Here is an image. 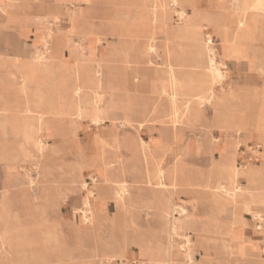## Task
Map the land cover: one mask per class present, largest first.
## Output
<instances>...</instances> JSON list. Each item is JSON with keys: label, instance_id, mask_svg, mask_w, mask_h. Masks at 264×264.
Returning a JSON list of instances; mask_svg holds the SVG:
<instances>
[{"label": "bare ground", "instance_id": "1", "mask_svg": "<svg viewBox=\"0 0 264 264\" xmlns=\"http://www.w3.org/2000/svg\"><path fill=\"white\" fill-rule=\"evenodd\" d=\"M56 1L63 4L71 3V0ZM87 2H89V0H87ZM18 3H20V0H0L1 11H4V5L14 7ZM88 7L89 5L87 3L86 7L82 9L74 10L73 12L69 11L71 22H73L76 17H80L83 14H91L92 12L89 11L91 8ZM128 7L130 8L131 6ZM131 8L133 9V7ZM152 8L154 13L161 12L164 14L166 8H174L180 16L193 15V10L190 11L182 0H152ZM132 12L133 16L130 22L121 21L120 25L117 27L110 28V37H114L116 40L113 51L115 54L112 55L115 59L103 55H97L96 58L92 57V55L85 56L83 51L79 52V56H74V85L73 88H65L66 93L64 99L68 98V103L60 102L58 93L54 91L51 86L52 83L49 81V74L51 71H48V63L56 61V59L61 56L60 53L63 47L67 45V41L62 39L56 40L55 36L49 35L50 33H48L47 35L51 37L50 41L53 43L51 56L39 53L33 59H30V63L28 64H32L30 65L31 68L26 66V64L23 63V61L26 60L19 59V56L11 58L10 62L12 64H17L23 69L19 76L23 95L26 96L31 94L34 99L32 106H30L29 102L23 97L22 99H15L1 88L2 84L0 82V91L3 95L2 101L0 102L1 132H5V137L7 135L11 137L8 136L12 144H17L18 142L22 144L25 142L27 143L23 145L24 147L19 148L17 158L19 161L27 159L32 160L35 158L38 150L44 148L48 149L49 146L46 142L49 138H53L55 141L60 140L62 144L68 142L69 136L59 133L57 129H54L51 135L43 133L44 127L49 124L48 118L50 116L67 112L75 115L77 118L86 116L96 124L105 122L106 118L117 121L122 126L131 123L127 114H124L122 117L109 116L107 113L108 106L102 107L101 103L104 102L107 95L110 94L111 96L113 91L127 88L123 83H129L130 75H133L135 78L137 77L138 58L129 53L125 42L127 38H135L137 32L141 31L143 28L136 22L134 10H132ZM60 15L61 11L57 10L50 16L56 21L59 19ZM139 18L140 17H138L137 20ZM254 20V16L247 19V27L249 29H254ZM158 21L155 20V32H157V34L165 27V24L158 23ZM71 27L73 29L74 25L72 24ZM167 30L170 31L169 29ZM227 36L233 38L235 34L234 32H229ZM98 38L101 39V36L99 35ZM173 39L172 37L163 40V49L167 53V58L161 72L166 74L168 79L164 81L160 75L159 77L157 76L158 89L155 92L159 97L165 96L169 98L170 104L163 105L161 109L162 118H164V120L165 117L170 118V121H174L175 118L181 116H187L192 107H199L205 102H210L214 97L212 85L208 82L203 86L198 85V87H189L188 84L176 79L174 76L175 66L177 65L176 56L179 52H185L184 48L188 45L184 46L178 44L176 49H172L175 48V46H171L174 44L172 42ZM47 40L46 36L44 42H47ZM136 41L137 40H135L133 44H135ZM159 45L156 38L151 35H149L148 38L146 37V41L142 43L141 48L146 57L147 65L150 66L152 64L151 56L156 52L157 48H161V45ZM193 45H196L197 54L203 57L201 61H199L198 58H192L193 65L198 66L202 64L210 82L213 83L221 80L223 71L220 63L216 59V54L212 51V35L206 33L203 45L200 43H193ZM236 46L238 45L236 44ZM116 55H119L118 58H116ZM114 60L120 62L121 71H115L110 67V63ZM162 64L163 63L160 65ZM40 68L42 69L39 70ZM142 115L143 114H141V116ZM138 124L139 127L142 126V122ZM13 126L17 127V130H14ZM106 131L111 132L109 137L100 135L98 141L91 137L90 145L93 146L91 151L99 150V160L105 161L109 159L105 168V170H107L106 180L112 183L118 208H123L126 203V198H130V195H128L130 194V187L129 182L124 178V171L120 166L122 158L118 154V151L122 148L130 151L135 147V150L141 157L144 171L141 178L137 180L134 179L131 182L140 193V196H138L134 202L147 209H157L162 215V219L165 221L163 227L165 232H163L160 238L159 248L155 250L150 247L149 242L145 241L143 237H140L135 230L128 231V227H133L135 224L134 221L122 219L118 213L111 215L95 210L93 205L95 200H90L88 197L82 200L80 211L84 224L89 223V225L84 227L73 222V231L66 234L63 227L66 226L63 222L65 214L59 211V206L63 198L70 193L71 186L78 180L76 177H73L63 182L59 178L53 177L50 171L52 168L50 169L47 163H42L44 159L48 160V158H50V153L47 152L41 160L36 163L41 169L39 173L41 177V187L38 196L24 198L21 201L23 204L18 207L16 203L18 200L9 193V188H4L0 192V263L6 262V264H16L14 260L8 262L5 258L7 254L11 253L9 244L13 237L4 234V230L5 227H10L13 230L22 231L24 238H27L29 235L32 240H35L36 246L27 241L23 242L17 240V246L22 247L21 249L24 252V257L26 256L25 258L23 257L24 261L21 264H102L104 259L113 261L117 258L121 260L122 264H127L129 260L126 254L129 251V247L132 245L138 247V251L134 252V254L140 253L142 254V258L137 260L132 259L131 263L180 264V260H175V256L178 255L180 259L186 258V260H184L186 264H205L202 260L201 262H194L195 260L193 261L192 259L193 249H195L196 243L193 242L189 233L194 232L198 235L199 231L195 225L192 212L190 214L186 212L189 208L188 206L193 207L198 200L208 201L210 208L208 212L210 213L228 211L231 213L232 219L230 218L231 221L225 231H221L220 233L218 230V239L222 242L223 250L229 249L233 254L244 255L246 258L252 256L258 257L260 253H264V247L259 245L260 241L255 237L256 230L264 226V163H247L246 165L238 166L236 164L238 153H224L223 145L219 142H213L208 148L207 153H209L210 156L216 154V157H210L209 165L206 168L214 169V167H216V170L219 172L218 176H212V174H210L209 177H206L204 169L198 168V171L194 173L192 168L186 169V167L182 165L181 170H184L186 181L174 179L167 182V179L169 180L170 178H166L167 167L164 164L163 155L157 151L152 143L143 139L136 140L134 137L122 139L112 126L106 127ZM38 133H40L41 138L37 135ZM260 139L263 140V137H260ZM159 141L162 143H155L156 146H164L167 142L161 136L159 137ZM9 143L6 138L0 139V161L5 162L9 159ZM18 145L20 146V144ZM107 146L113 147L116 151L111 158L105 154L104 150ZM100 150L102 152H100ZM261 154H264V148L258 152V155ZM115 162H120L119 166L115 167ZM82 164L79 165L80 172L82 170ZM136 170L138 173V168H136ZM91 174L95 178L94 173L92 172ZM241 181L245 183L243 184ZM79 182L83 184V186H86L82 180ZM144 189L149 190V193H143ZM178 191L183 192L187 197L182 199L180 204L177 203L178 205H174L172 199L176 197ZM90 195L92 197L94 196L91 194V191ZM38 198L40 199L39 204L35 202V199ZM129 201L132 200L129 199ZM243 212L249 213L252 220L260 224H257V226L253 224L247 225L242 217ZM176 213H178V216L175 215ZM215 217L214 215L210 217L214 223H216ZM44 224L50 225V228H46L45 230ZM238 226L243 227V233H235L233 231V228ZM102 227L107 228L109 231L107 239L101 237L100 233ZM205 228L207 227H203V232L207 231ZM70 234L72 237H70ZM23 236L21 237L22 239ZM174 236L184 238V244L181 245V249H175L173 246L172 242ZM71 239L75 248L70 247ZM86 241L91 244L86 243ZM166 242L167 244H165ZM56 245L61 249L57 255L55 254L52 257L44 256L46 251H54L53 246ZM205 258L206 256L203 257V260ZM232 260L234 261L235 259Z\"/></svg>", "mask_w": 264, "mask_h": 264}, {"label": "rangeland", "instance_id": "2", "mask_svg": "<svg viewBox=\"0 0 264 264\" xmlns=\"http://www.w3.org/2000/svg\"><path fill=\"white\" fill-rule=\"evenodd\" d=\"M133 1H135V7H133V9L131 7L129 8L128 4L120 3V0H89L88 5L91 8L89 11H91L94 16H100L106 20L103 25L108 31L110 28L120 25L121 21L130 22L133 16L132 10L135 12L136 22L138 21V17H140V21L143 20L146 23L149 22L151 25L155 23V20H159L158 23L160 21H165L167 25L170 26L171 33L176 34V38L172 40L174 44L171 45L175 46V48L172 49H176L178 44L184 46L188 45L184 48L185 52H179L176 56L177 67H175V71L177 74L174 72V76L180 81L183 79L188 80L194 86H203L207 82L210 83L214 91V97L210 102H205L199 106L201 114L197 119H194L192 116L190 117L189 112L187 116L175 118L174 121H170V118L167 117H165L164 120V118H162L161 107H163V105L170 104V100H168L169 98L165 96L159 97L154 94L153 88L156 86L155 90L157 91L159 75L164 81H167L168 79L167 75L161 72L167 58V53L162 48H157L156 52H154L151 56L152 64L150 66L147 65L146 57L141 48L142 43L146 41V37L144 32L138 31L135 38H127L125 42L129 53L135 55L139 61L136 79L130 83L124 82L123 84L127 86V88L113 91L111 96L110 94L107 95L104 102L101 103L102 107L108 106L107 113L109 116L122 117L124 114H127L131 123L122 126L117 121L106 118V123L102 122L101 124H96L92 122L90 118H80V122H84L87 128L85 132H80L74 136L75 144L83 148L82 151H79L78 153V161L74 164L70 163L68 161V154H64L65 157L60 159L57 158L53 160L51 159L52 157L48 158V160L44 159L42 163H47L48 167L50 169L52 168L50 170L51 175L59 178L63 182L68 181L79 174L81 175L82 171H79V165L82 164L84 158L86 163L89 165L96 163L95 168L103 180V164H101V162L97 163L99 160V150L91 151L93 146L90 145L91 140H89L88 135L92 134L91 137L97 138L99 135L109 137L111 132L106 131V127L109 126H112L122 139L134 137L136 140L143 139L145 141H149L161 136L169 144V150L166 152L164 157V164L171 165L174 161H177L186 167V169L192 168L194 173L198 171V168L205 169L209 165L210 157H216V154L210 156L209 153L206 152V146L210 141H213L214 143L229 142L230 144H233L235 148L238 149V165L243 158L242 151H247L249 149L247 147L248 145H246L249 141V144L252 146L260 144L261 151L262 144L259 142L257 135L259 132H264V0H192L195 7L193 6V15L190 16H180L174 8H166L167 12L165 11L164 14L161 12L154 13L152 0H145V2L142 3L138 1L139 6H137V0ZM70 2L71 4H75V6L68 4L67 8L69 11L73 12L74 10L83 8L79 5L83 2V0H71ZM1 9L0 5V10ZM60 16L58 20L55 21L52 19V21L48 23L50 29L65 26L64 22L67 21V18H60ZM251 16H254L255 18L253 25L254 29H249L247 27V19ZM77 18L79 17H76L74 21L71 22V26L72 24L75 25ZM70 31H72V27L70 28ZM229 32H234L235 39H227ZM49 33V35H54L52 30H50ZM206 33H210L212 35V51L216 54V59L220 63L223 71V77L221 80L213 83L210 82L209 77L205 74V69L202 64L194 66L192 62V58H198L199 61L203 60V57L197 54L196 45H193V43H200L203 45ZM8 34L0 35V50L18 52L11 55L14 57L19 56L20 58L29 59L23 61V63L31 68L30 65L32 64H28L30 63V58L37 55L34 54L35 51L31 50L34 40L32 38L21 39ZM49 35H47V42L43 43L44 50L41 52L47 56H51L53 48V43L50 41L51 37H49ZM157 37V42L161 44L163 41L162 34H157ZM98 39H96L97 47L94 49V55L97 56L103 54L105 57L115 59L114 56H112L115 54L113 53L115 47L114 43H116L115 38L108 35V37L104 36L101 37V39ZM135 40L137 41L133 44ZM81 42L82 41L80 40L76 41V46L79 47V52L83 51L85 53L87 50L92 51L90 47H87L85 44H81ZM236 44L238 46H236ZM116 56V58H118L119 55ZM161 63L163 64L160 65ZM200 66L202 67L199 68ZM110 67L115 71H121L120 62L117 60L112 61L110 63ZM20 87L21 83L17 82L16 84L10 83L8 89L7 85H5L3 89L8 93L12 90L11 96H14L13 88L20 91ZM2 98L3 95L0 91V102L2 101ZM216 110L222 114H228L231 116V119L233 120H231V126L233 129L231 130V134L226 136L219 130V128L211 126L210 122L212 120V115ZM141 114L143 115L141 116ZM139 122H142V126L140 127L138 124ZM1 127L2 122H0V128ZM258 127L260 129L262 127L263 128L260 130ZM39 138H41L40 135ZM52 142L53 141L49 138L46 143L48 146H51ZM52 145L57 147L56 144ZM196 145H200L201 149L197 155L195 154ZM104 151L110 158L113 157L116 152L113 147L109 146H107ZM119 151L118 154L122 158L120 166L124 171V178H126L129 182L130 187V194H128L130 195V198L127 195L128 198H126V203L123 208H118L116 199L110 189V183H104L103 181L102 183L97 184L95 182L96 176L94 178V176L91 175L92 172L88 169H83V176L81 175L84 184H88L83 186V184L77 181L73 184V186H77L80 194L83 196H85L88 191H91V194L94 195L95 199L104 191L110 192L112 194V198H109L107 201L108 213L111 215L118 213L122 219L134 221L135 224L133 227H128V231L135 230L140 237H143L145 241L149 242L150 247L156 250L159 248L160 238L163 235V232H165L163 228L165 221H163L157 209H147L134 202L137 197L140 196V193H138L135 187L132 186L131 182L134 179L137 180L141 178L144 171L139 153L135 150V147L130 151L124 148ZM100 152L102 151L100 150ZM258 156L260 160L259 163H262V161H264V154ZM40 160L41 157H35L32 160L27 159L17 161L13 164L0 161V192L3 190L5 182H8L7 185L11 186V191L14 193L13 197L18 200H16L18 207L23 204L21 202L23 198H20L22 196L19 193L20 187L21 189H26L27 194L30 197L39 195L41 187V177L39 173L41 169L36 165V163ZM119 163L120 162H115V167L119 166ZM136 168L139 170L138 173ZM241 182L243 184L245 183L244 181ZM143 193H149V191L144 189ZM186 197V194L178 191L176 197L172 199V203H174V205H178L181 203L182 199H185ZM129 199L132 201H129ZM35 202L39 204L40 199H35ZM201 204L202 205L194 208V211L197 208H201L203 211L208 212L210 209L208 201L204 200ZM76 207L77 206L73 205L70 200L62 201L59 206V211L62 214L68 213V217L74 219L75 223L78 225H82L84 227L88 226L89 223L84 224L83 217L80 213L77 211L76 213H73ZM188 207L189 208L186 212L187 214H190L191 207ZM175 215L178 216V213ZM211 216V214L207 216L208 221ZM243 216L251 218V215L247 212H243ZM63 227L64 232L67 234V227ZM263 227L261 226L256 230V235H258V237L264 235ZM46 228H50V225H47ZM236 228L237 227L234 228V232L240 233L236 230ZM4 234L13 237L11 243L9 244L11 253L7 254L5 258L6 260L11 258V261L14 260L16 264H19L18 259L22 260L24 257V252L21 249L22 247L17 246L16 244L17 240L23 242L27 241L36 246L35 240H32L29 235L27 238H24L22 231L5 227ZM100 234L103 239H107L109 231L107 228L102 227ZM189 235L191 236L193 242L196 243L192 254L193 261L195 260L194 262H201V260L203 261L204 256L210 259L211 257L208 254V251L211 250V247L203 246L205 243L206 245H209L210 236H204V240H202L200 245L198 244L197 246V242L194 240L195 233L190 232ZM22 236L23 239L21 238ZM86 243L89 244L90 242L86 241ZM165 244H167V242ZM172 244L175 249H181V245L184 244V238L174 236ZM261 245L262 244L260 243V246ZM53 249L54 252L61 251L60 247L57 245L53 246ZM203 250H207V252L203 253ZM137 251L138 247L136 245L129 247V251L126 254L129 260L127 264H136L131 263V260L141 258V255L134 257L133 253ZM224 253L229 256V259L225 261V264H238L236 260H232L234 259V254L229 249H225ZM47 255L50 256V253H47ZM260 255L262 258L264 257V253H260ZM175 260H180V264H186V261H184L186 258L180 259L178 255L175 256ZM204 263L211 264L209 260ZM0 264H6V262H1ZM102 264L122 263L121 260L117 258L113 261L104 259Z\"/></svg>", "mask_w": 264, "mask_h": 264}, {"label": "crops", "instance_id": "3", "mask_svg": "<svg viewBox=\"0 0 264 264\" xmlns=\"http://www.w3.org/2000/svg\"><path fill=\"white\" fill-rule=\"evenodd\" d=\"M138 1H140V0H137V4H138ZM182 1L184 2L185 6L190 11H192L193 6L195 7V4L192 0H182ZM140 2L141 3L145 2V0H141ZM87 3H88L87 0H83V2L80 3L79 5H80V7L84 8V7H86ZM120 3L128 4V6L135 7V1H133V0H130V1L120 0ZM39 5H42V6H39ZM67 5L68 4H65V3L63 4V3H60L56 0L55 1L54 0H42V1L41 0H20V3L16 4L14 7H8L7 5H4V11L0 10V35L9 33L8 35L11 34V35L16 36V37L21 38V39L32 38L34 41L32 43L31 50L35 51L34 54L38 55L39 53H41L44 50L43 43H44V40H45V38H46V36L50 30H52L54 32L53 36H55L56 40L62 39L64 41H67V45L63 47V49L60 53L61 56H59V58L56 59V61L48 63V71L49 72L51 71L49 74V76H50L49 81L52 83L51 86L53 87L54 91L58 93L59 98H60V99L59 98L58 99L62 103H68V101H69L68 98L64 99L65 93H66L65 88H69V87L73 88V85H74V79H75L74 78V73H75L74 56H79V49H78L79 47L76 46V41L80 40V41H82L81 44H85L87 47H90V49L94 50L97 47L96 39H98L99 35L101 37L110 35V34H108V33H110V29L108 31L107 28L103 25L106 22V20H104L100 16H94L92 13L91 14H83L79 18H77L76 23L74 25V28L72 29V31H70L71 20L69 18L70 12H69V9L67 8ZM69 5L75 6V4H71V3ZM137 6H139V4ZM57 10L61 11L60 18L66 17L67 21L64 22L65 26H60L56 29H53V28L50 29L48 26V23H50L53 19L52 16H50V15L53 14L54 12H56ZM48 19H49V21H48ZM137 23L140 25V27L143 28L141 31L144 32L145 37L148 38L149 35H151V36L155 37L157 40L158 37H157V32H155V26H156L155 23H153L151 25L149 22L146 23L143 20L140 21V18L138 19ZM159 23L165 24V27L159 32V34H162L163 40H166V39L172 38V37L176 38L175 34L171 33V28L169 25H167V23L165 21H160ZM167 29H169L170 31H168ZM228 37H227L228 40L229 39L230 40L235 39V36L233 38L230 36H228ZM160 45H161V48L163 49V41L161 42ZM16 53H18V52H10V51H5V50H0V82L2 84L1 88H3V86L7 85V89H8L10 83L16 84L17 82H20L19 76H20V72L23 69L20 66H18L17 64H12L10 62L11 58L14 57L11 54H16ZM83 54L85 56H87V55L91 56L92 55V57L96 58V56L94 55V51H91V50H87L85 53L83 52ZM100 55H103V54H100ZM103 56H105V55H103ZM18 58L21 60H29L26 58H20V57H18ZM33 58H30V59H33ZM175 67H177V65ZM41 69L42 68H40L39 70H41ZM174 72L177 74V72L175 70H174ZM135 79L136 78L133 75H130L129 76V83L134 81ZM182 82L188 84L189 87H192V86L198 87V86L192 85L190 83V81L185 80V79H183ZM157 84H158V82H157ZM199 86H201V85H199ZM155 87L156 86H154V88H153L154 94L156 92ZM20 88H21V90L20 91L18 90L19 92L15 88H13V90L15 91V93L13 91V95H14L13 97L15 99H17V98L22 99V97H23L26 101L29 102V105L32 106V103L34 101L32 95L28 94V95L24 96L23 91H22V86ZM9 94L12 95V90ZM200 114H201L200 107L195 106V108L194 107L191 108L189 116L190 117L192 116L194 119H197V118H199ZM221 114L222 113H219V111H217V110L214 111L210 124L212 127L214 126L216 128H219V130L222 131L227 136V135L232 133V131H231L232 130V126H231L232 123L230 122L231 116L228 114H226V115L222 114V116H221ZM83 118H86V116H84ZM221 120H223L224 122ZM48 121H49V124L46 127H44L43 133L44 134L48 133V135H51V134H53L54 129H57L59 131V133L69 136L68 142L66 144H62V142L60 140L55 141V139L50 138L53 141L52 144H56L57 147L55 145L51 144V146H49L48 149L44 148V149L38 150L36 152L35 157L36 158H38V157L42 158L47 152H49L50 158L52 157L51 159L54 160L57 158L58 159H60L62 157L64 158L65 157L64 154H68L67 155L68 161L74 164L76 161H78L77 159H78L79 151H82V149H83L81 146L75 144L74 136L80 132H85V130L87 128L85 126V123L84 122L81 123L80 118H77L75 115L67 113V112L66 113L63 112L60 115L50 116L48 118ZM226 121H227V123H226ZM13 129L17 130V127L13 126ZM1 131H2V128H0V139L6 138L7 142L9 143L10 142L9 141L10 136L7 135L5 137V132H1ZM37 135L39 136L40 133H38ZM91 135L92 134L88 135L89 140L91 139ZM99 136H98V138L97 137H93V138H95L96 141H98ZM260 137H263V140H261ZM257 138H258L259 142L262 144V148H264V132H259L257 135ZM149 142L152 143L154 145V147H156V149L159 153H162L163 161H164L165 154L169 150L168 142H166V144L164 146H162V145L156 146L155 143L156 144L162 143L161 141H159V137L156 139H153V140H149ZM249 142L246 144V145H248L247 147L249 149L247 151H242L243 158H242V161L239 163V165H238V159L236 160V164L238 166L246 165L247 163L258 164L260 162L259 156L257 153L260 152L261 145L255 144L252 146L249 144ZM212 143H213V141H210L207 144L206 152L208 151V148L211 146ZM219 143L223 145V152L224 153H231V154L238 153V149H236L233 144H230L229 142H227V143L219 142ZM18 144H20V146ZM24 144H22L20 142H18L17 144H12L10 142L8 144V151L10 152V157L5 162L11 164V163H15V162L19 161L17 159L18 158V151H19L20 147H24L23 146ZM200 150H201L200 145H198V146L196 145L195 154L197 155L200 152ZM83 155H84V153H83ZM14 156H17V157H14ZM108 160L109 159H106L105 161H103V160L97 161V163L101 162V164H103V177H104L103 180H102V177L99 175V172L95 168L96 163L89 165L86 163L84 158H83L81 175L83 176V173H84L83 169H88L89 171L93 172L94 175L96 176L95 182L97 184L102 183L103 181H104V183H106V182L110 183V189L112 190V194L116 199V196H115L114 191H113L112 183L106 180L107 170H105V168L109 162ZM262 163H264V161H262ZM181 166L182 165L177 161H174L171 165H166V167H167L166 178L167 177L170 178L169 180L167 179V182L172 181L174 179H180V180L186 181L184 170H181ZM204 173H205L206 177L207 176L209 177L210 174H212V176L213 175L218 176L219 172L216 170V167H214V169L205 168ZM81 175L75 176L78 181H81V180L83 181V179L81 178ZM7 184H8V182H5V186L3 187V189L9 188V191H10L9 193L12 196H14V193L11 191V186H9ZM86 184H88V183H86ZM132 186H134V185H132ZM19 189H20L19 193L20 194L23 193L21 195L22 197H20V198H23V199L26 197L30 198V196L27 194L26 189H21V187ZM135 189L139 193L136 186H135ZM145 190H147V189H145ZM112 194L110 192L104 191L100 196L96 197V199H95L94 196L92 197L90 195V191H88V193H86V195L83 196L80 194V191L78 190L77 186L74 187L72 185L70 193H68L63 198L62 201L70 200V202L73 205L77 206L73 213H76V211H77L78 213L81 214L80 208L82 207V200L85 197H88V198H90V200H95V203L93 202L95 210L102 212V213H108L107 201L109 198H112ZM201 203H202V201L198 200L193 205V207H191V209H190V211L194 215L195 225L199 231L198 235L195 234L194 240H196L197 246H198V244L200 245L201 241L204 240L203 239L204 236H210L209 245L208 244L206 245V243H205L203 246H210L211 247V250L208 251V254L210 255L211 258L209 260L206 257L203 260V262H207L209 260L211 264H218V263L224 264L225 261L227 259H229V256L224 255V250L222 249V242L219 241V239H218V237H219L218 230L220 231V233H221V231H225V229L227 228V226L229 225V223L232 219L231 213L229 211L228 212H211V213H209V212L203 211L201 208H197L194 211V208L202 205ZM77 204H79V205H77ZM210 214L212 215L211 217H213V215H214V217L216 216L215 217L216 223H214L211 218L209 221H207L208 220L207 216ZM242 217L246 221L247 225L253 224L254 226H257V224H260L257 221H253L252 217L246 218L243 216V214H242ZM161 218H162V215H161ZM63 222L67 226V228H66L67 232L71 233L73 231V222L75 223L74 219L68 217V213H65V217H64ZM44 226H45V230H46L47 225L44 224ZM205 226L207 227V228H205V230L210 231V232H207V231L203 232V227H205ZM234 228H233V231H234ZM236 230L240 233H243L244 229H243V227L238 226L236 228ZM70 237H72L71 234H70ZM255 237L257 239H259V241H260L259 243H261L262 244L261 246L264 247V235L258 237V235H256V233H255ZM70 247L75 248V245L72 242V239H71ZM202 252L205 253V252H207V250L206 251L203 250ZM45 253L46 254L44 256H46V257H52L53 255L58 254V252H54L52 250L46 251ZM47 253H50V256H48ZM133 255H134V257L141 255V258H142V254H140V253H136V254L133 253ZM233 257L237 261L238 264H264V257L262 258L261 255H258V257L252 256V257L246 258L244 255L234 254ZM18 260H19L18 261L19 264H21L24 261L23 258H22V260L21 259H18ZM8 261H11V258H9ZM95 262H97V261H95Z\"/></svg>", "mask_w": 264, "mask_h": 264}]
</instances>
